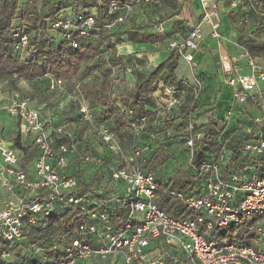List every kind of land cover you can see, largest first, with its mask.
I'll use <instances>...</instances> for the list:
<instances>
[{"label": "built area", "instance_id": "built-area-1", "mask_svg": "<svg viewBox=\"0 0 264 264\" xmlns=\"http://www.w3.org/2000/svg\"><path fill=\"white\" fill-rule=\"evenodd\" d=\"M154 0H131L119 6L110 1L108 22L104 25L112 30L126 22L133 14L134 8L150 5ZM199 18L186 21L187 33L175 32L166 40V48L176 51L180 59L195 67L192 52L196 51L203 40V27L210 29L209 36L219 42L222 39L219 14L242 11L245 14L239 20V27L247 30L254 24H264V4L260 0H199ZM248 18V19H247ZM251 24V25H250ZM92 15H83L79 10L61 11L53 29H60L68 46L77 47L73 39L91 38L97 33ZM165 28H155L163 33ZM234 31V30H233ZM239 32V31H238ZM250 37V31L238 33ZM264 38V33L263 36ZM18 41L15 51L19 59L26 56L28 37L15 32ZM238 57L218 56L223 75V85L232 90L231 106L226 112L225 124L236 125L243 121L248 113L245 105L249 100L256 102L257 114L252 115L256 125L253 138L242 145L241 151L247 155L264 156V59L249 56L242 47ZM110 54V53H109ZM107 62V58H106ZM243 62L248 73L240 74L236 67ZM113 82L118 83L116 70L112 71ZM130 69L126 76L129 77ZM200 75L193 73L191 99L189 108L200 103L206 88ZM13 78H16L13 76ZM49 89H61L63 81L47 77ZM186 85V83H182ZM160 96L155 100L159 115H169L175 106L183 102V92L175 85L158 84ZM42 105L36 97L13 91L5 103H0V112L16 121L21 141L33 145L39 156L26 171L20 168L23 154L13 142L0 136V259L9 261L13 248L22 239L25 231L36 227L57 212V207L80 206L85 214L69 242L63 249L62 256L47 264H78L93 258L105 261L111 259L115 264H164L170 258L172 264H264V170L260 174L243 168L240 173L224 176V166L229 162L232 153L229 140L219 138L217 152L203 162L198 173L203 177L192 193L183 195L170 191V197L179 200L185 209L194 211V217L177 218L168 215L158 207V186L152 172L142 168V155L146 147H139L134 141L129 150H124L118 140L103 126L95 127L96 136L102 141V148L118 156L122 163L111 173V181L116 188H121L122 195L113 197L109 202V212L97 207L87 208L82 198L75 195L77 181L68 177L66 171L70 157L77 154V145L71 133L65 127L47 126L41 115ZM84 120H91V115L81 108ZM193 112L187 124L185 147L190 158L196 142L203 134L193 131ZM145 118L131 124L132 133L138 137L145 126ZM237 131V129H235ZM235 131V132H236ZM15 132V133H16ZM51 132L65 135L69 142H60L54 146ZM154 136L150 134V139ZM126 152H124V151ZM102 153L83 154L82 160L97 167L102 163ZM245 170H248L245 172ZM3 194V196H2ZM124 205L125 214L119 224L110 219V212ZM111 210V211H110ZM259 216L260 222L254 227L253 246L218 239L214 228L224 229L236 225L241 218ZM91 238L92 244L87 243ZM170 250L178 254L170 255Z\"/></svg>", "mask_w": 264, "mask_h": 264}, {"label": "trees", "instance_id": "trees-1", "mask_svg": "<svg viewBox=\"0 0 264 264\" xmlns=\"http://www.w3.org/2000/svg\"><path fill=\"white\" fill-rule=\"evenodd\" d=\"M110 1H116L119 6L131 2V0H100L99 4L93 5L96 8V14H88L75 6V0H27L21 5L19 0H0V81L9 80L15 76V80L22 79L34 85L33 92L27 95L39 100L42 105V116L45 111L52 114V119L47 120L43 117L47 121V126L65 128H68V125L63 119L62 109L64 106L60 109V103L67 93L72 92L73 87L84 85L89 104L86 110L91 118L96 117L97 113L99 114L97 116L98 125L95 127H105L118 140L124 150H129L134 141H136L137 146L147 148L142 155V168L152 172L155 177L159 195L156 201L158 207L173 217H194L196 215L194 211L185 209L179 200L170 197L168 193L170 191H176L183 195L192 193L197 183H200L203 178L198 173V169L213 153L217 152L219 138H226L231 135L229 150L232 156L224 166L225 177L233 173H240L245 167H250V171L256 174H260L264 170V156L247 155L241 151L242 145L250 141L257 131L256 125L252 122L253 116L248 113L243 121H239L236 125L227 126L225 122L215 118L213 102L202 103L200 101L195 108L190 109L191 79L175 80V72L180 60L176 51H172L161 64L147 70L143 69L139 58L132 60L130 57L117 53L116 45H118L119 40L126 39L136 44L154 45L165 43L175 32L186 35L183 32L187 33V28L185 26V28L180 27L181 29H179L178 27L182 23L180 21L174 28H167L164 25V32L158 33L155 28L163 23L158 25L153 23L154 25L149 30L143 32L141 29L126 26L125 22L112 30H107L104 25L109 20L108 6ZM154 2L150 5H141L134 10L146 8V10L150 9L155 12L159 3ZM260 2L264 4V0H260ZM25 7H29L30 10L26 11ZM21 8H24V13L21 12ZM64 10L71 12L79 10L83 15H92L95 20L94 27L97 33L91 38H80L75 34L73 39L77 42V47L74 49L68 46V41L60 29L52 28L58 14ZM244 14L242 11L220 13L219 19L221 16H226L232 27ZM254 22L255 19L252 20V27L248 30L241 26L238 28L239 32L250 31L252 36L241 35L237 39V44L249 56L264 59V38L262 37L264 24H254ZM168 29H170L169 32ZM15 32H21L28 37V47L23 60L19 59L18 53L15 51V45L18 41L14 38ZM127 69H130L129 77L126 76ZM113 70H116L117 73L118 83L116 84L112 78ZM93 73L94 77L97 78L96 83L87 80ZM49 76L61 79L63 87L61 89H49L47 78ZM159 82L163 85H175L179 92L184 93L182 104L173 108L170 114L166 116L158 114L156 102L152 97L153 93L158 90ZM183 82L186 85L182 84ZM125 84L126 86H124ZM48 95H50L49 98ZM70 104V108H72V101ZM254 104L256 102L249 100L245 105L246 111L257 110V106ZM192 112L194 114L192 119L194 121L193 131H201L203 136L196 142L190 158L184 143L187 136L188 119ZM206 114H209L206 123L198 125L197 119ZM54 118L58 119L57 123L53 122ZM80 118L84 120L83 113H77L75 117L67 119L74 131L76 128L78 129L75 123ZM142 118H145V126L140 135L136 137L131 131V124ZM177 120L179 121L177 124L179 132L175 136H169L167 125L175 123ZM84 122L89 123L88 120H84ZM165 124L166 126H164ZM69 132L71 133V131ZM150 134L154 136L153 139H150ZM159 135H161V139H158ZM51 137L55 148L60 142L70 141L65 135H56L52 132ZM72 140L77 145L73 135ZM174 140H179L186 148L185 150L188 151L187 163L190 167L189 177L191 179L187 181H176L174 179L176 171L171 177H167L164 173L167 164L173 163L174 159L168 151L164 154L163 149H166L167 143ZM13 142L23 154L20 168L26 171L32 166L39 153L33 145L21 141L18 132L13 136ZM101 149L102 163L99 166L95 167L82 160L83 154L95 155L100 153L97 148L88 149L81 153L77 152L70 157V165L66 174L68 177L76 179L78 187L75 195L83 199L82 204L90 209L100 207L109 212L108 202L113 197L122 195L121 188H116L111 181L112 170L119 168L122 161L105 148ZM162 154L164 155L162 156ZM156 160H158L157 163H155ZM87 169L88 174L85 175ZM172 183L179 185L178 190L170 189ZM125 211L124 205L111 211L110 219L112 222L119 224ZM84 219L85 214L80 206L57 207V212L53 216L45 219L40 225L25 231L23 239L14 246L10 260L3 261L0 259V264H47L60 258L64 247L69 242V237ZM258 222H260V217L252 216L241 218L236 225L224 229L214 228L213 230L218 239L253 246V227ZM86 241L89 244L93 243L91 238ZM176 254L178 253L175 250H170V255ZM78 264L115 263L111 259L101 261L93 258ZM164 264H172L171 259L166 258Z\"/></svg>", "mask_w": 264, "mask_h": 264}, {"label": "crops", "instance_id": "crops-1", "mask_svg": "<svg viewBox=\"0 0 264 264\" xmlns=\"http://www.w3.org/2000/svg\"><path fill=\"white\" fill-rule=\"evenodd\" d=\"M57 1H62V0H57ZM195 1L198 3V7H192L193 12H194L193 14L195 17L192 19H186V20L181 19L182 23L178 27L179 29L185 28L186 21H188V20L195 21L199 18V14H200L199 13V9H200L199 0H188V3H189V5H191V3L195 2ZM19 3L21 5V4H24L25 2L23 3L21 0H19ZM99 3H100V0H75V6L79 7V9L81 11L88 13V14H96V8L93 5L99 4ZM157 3H158V1H157ZM84 5H85V7H84ZM139 14H140L139 10L135 9L131 16L137 17V16H140ZM220 20H221V36H222V39L219 42L213 40L209 36V32H210L209 27L208 26L203 27V29H202L203 30V40L199 44L198 49L196 51L192 52L194 62L196 63L195 67L192 69L188 63H186L184 60L180 59L179 63H178V68L175 72V80L176 81L190 80L193 77V73H196V75H200L204 79L205 84H206V89H205L204 94L201 98V102L202 103H206L207 101H209L211 103L213 102L215 118L218 121L224 122L226 119V112L228 111V109L231 106V98H230L231 96H230V94H229V96L224 94L225 89L223 86H225V85H223V83H222L223 75H222V72L220 69L218 56L227 55L230 58L238 57L241 55L242 49L240 48V46H238L237 39L233 38L234 37V34H233L234 31H233L232 27L230 26L226 16H221ZM136 21H138L137 18H136ZM162 25H163V27H164V25H165V27H167V25L164 23ZM178 28H176V29H178ZM169 31H170V29H168V32ZM183 34H186V32H183ZM127 42L131 44L130 47H131V49H134V50H144V49L152 46V45H147V44H136V43H132L128 40H127ZM165 47H166V45H165ZM116 48H117V53L124 55V56H125V54H127L124 51L123 46H119V44H118V45H116ZM170 53L171 52L166 48L165 51L163 50V51L156 52V54H157L156 57H152V56L150 57L151 54H145L146 57L144 58V57H142L143 56L142 54H136L135 58H137V59L143 58L142 60H148L149 62H153L154 64H152L151 66L154 67V66L161 64L163 61H165L169 57ZM157 58L158 59L161 58L160 62L156 61ZM213 58H214V60L217 59L216 62L213 61ZM236 70L240 74H244L245 71H246V73H248V70L246 69V67L243 66V62H241L238 65V67H236ZM87 80L90 82H93V83L97 82V78L94 77V73L91 74L90 77L87 78ZM21 84H25V85H29V86L32 85L31 83L24 81L22 79L15 80V78H13V77L9 80H1L0 81V103L7 102L13 91H19L20 90L19 92L21 94L27 95L28 93H24L21 91V89L18 88V86ZM124 86H126V84ZM212 91L214 92V94H211L210 96L214 95L215 97H213L211 100H209L210 96H208V93H210ZM31 92L32 91H30V93ZM71 93L72 92H69L65 95V99H63V101H62L63 103L62 102L60 103V109H61V107L65 106L67 104V102H69V100L72 98ZM159 96H160V91H155L152 95L154 100L158 99ZM207 98H208V100H207ZM175 107H177V106H175ZM219 110H220V112H218ZM256 111L257 110H255V109H250L249 112H251L252 115H256L257 114ZM51 115L52 114L49 113V111H45L43 114V117H45L47 120H49V119H52ZM57 121H58L57 118L53 119L54 123L55 122L57 123ZM17 130H18V124L16 123V121H14L10 117H8L6 115V113L1 111L0 112V136L3 138L9 139V137H12ZM177 156H180V154H178ZM185 161L187 162L188 158L185 159ZM175 168H178V161L177 160H173V163H168L166 170L169 172H172V170Z\"/></svg>", "mask_w": 264, "mask_h": 264}, {"label": "rangeland", "instance_id": "rangeland-1", "mask_svg": "<svg viewBox=\"0 0 264 264\" xmlns=\"http://www.w3.org/2000/svg\"><path fill=\"white\" fill-rule=\"evenodd\" d=\"M23 3L27 2V0H21ZM158 1L159 5L156 9L155 12H152L150 9L146 10V8L144 9H138L139 10V15L140 16H133V17H129L126 20V26L128 27H132L134 29H141V31L146 32L147 30H149V28L151 26H153V23H157V25L159 23H164L167 25V28H174L177 23H179L182 20H186V19H192L194 18V12H193V8L192 7H198V3L192 2L191 5H189L188 0H156ZM26 11L30 10L29 7H25ZM29 8V9H28ZM21 12L24 13V8H21ZM136 18L138 19V21H136ZM248 19V18H247ZM249 21L252 19H248ZM251 25V24H250ZM239 21H236L234 23V25L232 26V29L234 30L233 34L235 39H238V34H235L236 32L239 31ZM239 33V32H238ZM243 33V32H240ZM119 46H123L124 47V51L127 53L125 54V56L130 57L132 60L135 59V55L136 54H142V57H146L145 54H151L150 57H156V52L158 51H165L166 47H165V43H156L144 50H134L131 49V44L127 42L126 39L124 40H119ZM216 58V57H215ZM140 62L143 65V69L147 70L149 68H151L152 64H154L153 62H149L148 60H142L143 58H139ZM161 58H157L156 61L160 62ZM217 60V59H216ZM216 60L213 61L216 62ZM246 73V71L244 72V74ZM222 79V78H221ZM224 87V94L228 95L230 94V96L232 95V90L229 87L223 86ZM19 89H21L22 92L24 93H30V91L33 92V90L35 89L34 85H25V84H21L18 86ZM30 89V90H29ZM212 90V89H211ZM210 90V91H211ZM20 91V90H19ZM217 93V92H216ZM211 94H214V92H210L208 93V96H210ZM87 90L85 88L84 85H78L77 87H73L72 88V93L71 96L72 98L69 100V102H67V104L64 106V108L62 109L63 111V119L66 123V125H68L67 130L71 131L72 135H73V139L75 141H77V152L81 153L83 151H87L88 149L91 150L93 148H97L98 152L102 151V145H101V140L96 136V134L94 133L93 128L95 126L98 125V118L97 116L99 115L97 113V116L91 118L92 121H89V123L84 122V120H82L80 118V120L75 123V125L78 127V129L76 128V130L74 131L73 126L68 124V120L71 117H75V115H77V113H82L80 108H87L88 107V102H87ZM216 95V94H215ZM50 95H48L49 98ZM213 96L209 97V100H211ZM231 98V97H230ZM65 99V97L63 98ZM70 101H72V108H70ZM78 106V107H77ZM77 107V109H76ZM98 111V110H96ZM220 112V110L218 111ZM207 115V116H206ZM202 117H200L199 119H197V123L198 125H203L206 123L207 118L209 117V114H206ZM174 121V120H173ZM70 123V122H69ZM159 123L161 124V122L159 121ZM179 123V121L177 120L175 123H170L169 125H167V132L169 136H175L177 135V132H179V130L177 129L178 126L177 124ZM162 125V124H161ZM163 126V125H162ZM166 126V124L164 125ZM158 139H161V135H159ZM166 149H163L164 154H166L168 151L169 153H171V157L174 160L178 161V168L173 169L172 172H169L167 170L164 171L165 175L167 177H171L173 176V173L176 174L174 175V179L177 180H183V181H187L188 179H191L189 177V172H190V167L188 165V163L185 161V159H187L188 157V151H186L184 145H182L179 140H174L170 143H167L165 145ZM176 153V154H175ZM162 154V156L164 155ZM175 154V157L173 156ZM178 154H180V156H177ZM158 160L155 161V163H157ZM85 175L88 174V169L85 171L84 173ZM179 185L172 183L170 185V189H175L178 190ZM3 196V194H2ZM1 197V195H0ZM254 244V243H253ZM17 259L19 257H16Z\"/></svg>", "mask_w": 264, "mask_h": 264}]
</instances>
